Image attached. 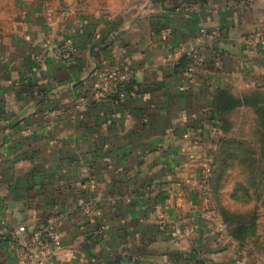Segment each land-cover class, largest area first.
I'll list each match as a JSON object with an SVG mask.
<instances>
[{
  "label": "crops",
  "instance_id": "crops-1",
  "mask_svg": "<svg viewBox=\"0 0 264 264\" xmlns=\"http://www.w3.org/2000/svg\"><path fill=\"white\" fill-rule=\"evenodd\" d=\"M202 30L204 63L189 75L183 51ZM258 32L264 0H0V264H19L18 227L55 205L64 247L47 264H264L203 217L190 159L229 137L220 91L264 90ZM46 42L76 52L38 64ZM115 67L132 73L126 98L77 108ZM88 203L102 215H85Z\"/></svg>",
  "mask_w": 264,
  "mask_h": 264
},
{
  "label": "rangeland",
  "instance_id": "rangeland-1",
  "mask_svg": "<svg viewBox=\"0 0 264 264\" xmlns=\"http://www.w3.org/2000/svg\"><path fill=\"white\" fill-rule=\"evenodd\" d=\"M248 95L249 105L231 115L223 150L219 142L209 206L229 240L264 261V90Z\"/></svg>",
  "mask_w": 264,
  "mask_h": 264
},
{
  "label": "built area",
  "instance_id": "built-area-1",
  "mask_svg": "<svg viewBox=\"0 0 264 264\" xmlns=\"http://www.w3.org/2000/svg\"><path fill=\"white\" fill-rule=\"evenodd\" d=\"M258 40L264 44V38L261 32L257 33ZM207 37L205 30H202L199 36L191 41V45L183 53L188 57L189 63L183 71L186 74H193L195 70L204 63L201 54L202 39ZM41 52L36 55L35 60L38 64L42 63L48 52L55 53L58 57H70L75 54L76 48L72 43H69L62 48V46H52L49 43L41 45ZM133 79L132 73L119 67L110 69L99 76L98 84L95 88V95L92 97L81 94L77 99V108H85L91 105L92 101L99 98L109 97L115 94L119 99H125L127 96V88ZM220 125H214L216 131L219 130ZM200 132V131H199ZM193 132L185 133V138H190ZM199 135L201 134L198 133ZM200 141V137H199ZM214 152H211V151ZM218 149L211 145H203L202 151L199 154H191L190 159L198 161L199 178L201 182L200 194L204 201L209 203L212 194V181L216 170V152ZM177 189L181 190L177 185ZM182 196V193H179ZM83 212L88 217H100L101 210L94 203H88L83 206ZM203 217L207 220L214 221L217 228L221 232L226 231L225 222L215 218L212 209L208 206L203 211ZM66 219V214L55 205L49 209L47 215L32 229H28L25 225L19 226L15 235L14 253L19 264H47L54 258L58 252L64 247L63 235L60 231L62 223ZM183 233L181 228L177 229V234Z\"/></svg>",
  "mask_w": 264,
  "mask_h": 264
},
{
  "label": "trees",
  "instance_id": "trees-1",
  "mask_svg": "<svg viewBox=\"0 0 264 264\" xmlns=\"http://www.w3.org/2000/svg\"><path fill=\"white\" fill-rule=\"evenodd\" d=\"M189 63L188 57L184 55L181 61V67L185 68L187 64ZM132 82V81H131ZM131 84V83H130ZM129 91V86L127 88V93ZM81 94H85L87 96H90L93 98L92 95H90L89 91L83 90ZM111 96V95H110ZM109 96V97H110ZM113 99L115 100H120L117 96L113 95ZM251 97L249 95L246 96L244 101L239 100L235 97H233L230 93L226 91H220L216 97L215 103H214V113L216 116H219L221 118V123L223 125V130L224 132L228 133V130L230 128L231 122L229 120H226L225 118L232 113L236 108L242 106L243 104L245 106L249 105ZM95 101H92L91 104H93ZM224 116V117H223ZM228 118V117H227ZM229 139L228 138H221L220 144H221V150H223L226 141ZM222 152L220 153V155ZM220 158V157H219ZM220 161V160H219ZM12 242L15 243V238H12Z\"/></svg>",
  "mask_w": 264,
  "mask_h": 264
}]
</instances>
